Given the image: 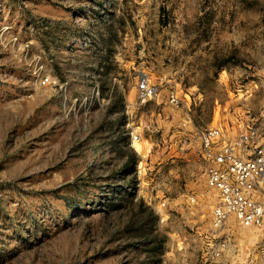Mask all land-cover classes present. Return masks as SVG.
Here are the masks:
<instances>
[{
    "label": "rangeland",
    "instance_id": "obj_1",
    "mask_svg": "<svg viewBox=\"0 0 264 264\" xmlns=\"http://www.w3.org/2000/svg\"><path fill=\"white\" fill-rule=\"evenodd\" d=\"M263 110L264 0H0V264H264L199 143Z\"/></svg>",
    "mask_w": 264,
    "mask_h": 264
},
{
    "label": "built area",
    "instance_id": "obj_2",
    "mask_svg": "<svg viewBox=\"0 0 264 264\" xmlns=\"http://www.w3.org/2000/svg\"><path fill=\"white\" fill-rule=\"evenodd\" d=\"M40 83L48 84L49 77H42ZM136 91L141 103L159 96L158 85L145 77L138 80ZM166 96L171 106L181 105L175 90ZM137 139L134 135L133 140ZM199 143L205 162V184L214 196L210 225L216 235H212L209 247L219 251L229 245V239L220 235L230 222L242 228L264 229V110L232 130L222 125L203 130ZM187 202L196 203L195 196H189ZM215 239L217 243H212Z\"/></svg>",
    "mask_w": 264,
    "mask_h": 264
}]
</instances>
